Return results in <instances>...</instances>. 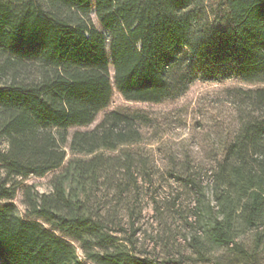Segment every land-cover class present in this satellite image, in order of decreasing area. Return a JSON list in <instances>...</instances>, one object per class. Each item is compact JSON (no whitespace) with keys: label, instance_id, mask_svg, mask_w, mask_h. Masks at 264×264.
I'll use <instances>...</instances> for the list:
<instances>
[{"label":"trees","instance_id":"1","mask_svg":"<svg viewBox=\"0 0 264 264\" xmlns=\"http://www.w3.org/2000/svg\"><path fill=\"white\" fill-rule=\"evenodd\" d=\"M110 68L131 101L177 99L198 77L259 85L236 91V127L212 162L217 208L202 225L205 243L243 254L235 217L264 223V0H0V264H181L137 251L153 184L139 115L112 110L68 135L108 106ZM181 165L177 180L208 209ZM56 169L49 191L21 187L23 215L2 202Z\"/></svg>","mask_w":264,"mask_h":264},{"label":"rangeland","instance_id":"2","mask_svg":"<svg viewBox=\"0 0 264 264\" xmlns=\"http://www.w3.org/2000/svg\"><path fill=\"white\" fill-rule=\"evenodd\" d=\"M91 15L99 27L94 13ZM110 75L112 95L108 106L91 124L69 128L68 135L70 137L76 129L91 130L112 110L139 115L144 143L141 149L150 161L153 184L141 192L143 209L138 219L137 251L158 263L173 257L181 264H246L243 255H251L259 264H264V223L247 227L237 214L235 240L244 250L243 254L231 247L205 243L202 226L217 208L209 188L212 162L217 148L231 139L236 127L233 107L236 91L259 85L230 79L215 82L198 77L177 99L150 103L124 99L114 87L112 68ZM66 153L64 164L71 157L67 147ZM183 160H188L192 170L198 173L196 178L204 193L201 200L209 205V210L202 205L196 208V195L177 180L176 177L183 176L180 169ZM174 164L176 172L171 170ZM58 170L42 176H28L19 185L15 197L2 202H13L23 215L21 187L32 184L39 192H47L51 189L50 179ZM194 237L202 242L200 253L192 247ZM77 253L82 257L80 249Z\"/></svg>","mask_w":264,"mask_h":264}]
</instances>
